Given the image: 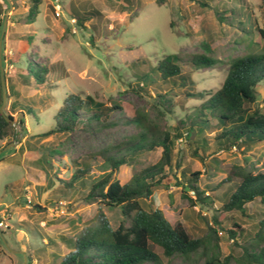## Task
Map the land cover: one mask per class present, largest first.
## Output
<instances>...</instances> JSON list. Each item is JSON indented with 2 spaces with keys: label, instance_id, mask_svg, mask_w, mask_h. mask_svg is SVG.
Returning <instances> with one entry per match:
<instances>
[{
  "label": "rangeland",
  "instance_id": "1",
  "mask_svg": "<svg viewBox=\"0 0 264 264\" xmlns=\"http://www.w3.org/2000/svg\"><path fill=\"white\" fill-rule=\"evenodd\" d=\"M33 1H38L31 12ZM55 0H0V97L2 112L11 114L16 136L0 142V264H54L72 249L63 238L73 239L83 225L101 208L115 229L122 220L119 209L89 205L83 199L92 181L109 171L98 159L91 165L85 186L77 183L63 190L76 166L73 161L90 160L104 150L115 154L114 147L124 148L140 131L133 124L119 123L124 116L146 115L162 132L173 133L179 126L187 131L188 120L197 122L203 100L184 96L180 89L145 85L141 76L149 73L165 55L205 54L223 64L194 70L185 62L182 72L194 81L195 94L218 88L226 76L227 64L235 58L264 51V4L262 0H58L62 11L54 8ZM202 2L208 7L202 6ZM216 8L218 9L216 14ZM228 9L234 10L230 15ZM223 10L226 13H223ZM97 11L81 28L73 13L82 16ZM253 27L246 35L238 22ZM48 69L45 83L37 84L27 72L28 66ZM154 75V74H153ZM69 94L91 96L114 110L109 129L41 136L54 126V115ZM30 108V114H26ZM250 109L264 110V83L258 86V97ZM170 111V112H167ZM25 113L23 116L20 113ZM23 120V125L17 121ZM212 119L204 130L208 151L198 149L199 161L192 153L199 135L177 141L174 160L180 169L199 172L197 185L213 204H191L182 192L181 174H172L153 190L152 200L144 201L146 209H159L172 225L181 224L191 238L209 239V227L218 237L217 258L226 264H244L243 250L258 231V220L264 218V200L246 205V216L221 209L230 184L223 183L234 166L254 174L264 173V143L248 148L225 150L215 141L218 130ZM200 147V146H199ZM122 153H124L122 151ZM161 149L155 148L134 157L129 166H121L116 178L127 183L133 174L158 162ZM89 157V159H88ZM180 183L179 185L177 184ZM220 185L211 192L208 187ZM82 186V185H81ZM35 205L40 206L36 209ZM217 220L218 223H215ZM244 233L231 238L227 231ZM155 251L161 264H204L209 250L200 249L189 258H165ZM30 256L31 260H28Z\"/></svg>",
  "mask_w": 264,
  "mask_h": 264
},
{
  "label": "trees",
  "instance_id": "2",
  "mask_svg": "<svg viewBox=\"0 0 264 264\" xmlns=\"http://www.w3.org/2000/svg\"><path fill=\"white\" fill-rule=\"evenodd\" d=\"M154 1L160 5V0ZM240 1L241 6H244V0ZM262 2L264 4V0ZM37 4L38 1H33L31 12L36 11ZM201 4L208 7L204 2ZM244 8L247 10L246 5ZM217 11L216 8L218 15ZM228 12L234 15V10L228 9ZM223 13L226 11L223 10ZM99 15L97 11L86 12L82 16L73 13L81 28H85L84 23L89 18ZM250 16L246 15L244 23L238 22L241 31L249 36L254 33L251 24L246 25ZM259 32L264 37V33ZM183 61L194 70L223 64L222 61L205 54L184 57L178 54L165 55L139 80L145 85L156 84L159 87L169 86V90L180 89L184 96H196L203 100L197 122L194 119L188 120L186 132H183L184 128L176 126L173 133H168L162 132L146 115L124 116L119 123L133 124L140 131L136 137L125 143L124 148L114 147L115 154L104 150L90 156V160L73 161L76 171L69 183L62 182L63 190L71 189L77 182L80 187H84V180L91 165L100 159L108 164L109 171L92 181L83 200L89 205L119 209L122 220L118 227L113 229L102 209L98 208L94 217L83 225L72 240L63 238L72 249L68 254L56 257L54 264H161V258L155 248H159L165 258H189L200 249L209 250L210 255L204 264H226L217 258L219 241L214 229L209 227L208 236L212 241L207 238H191L181 224L172 226L161 210L146 209L144 201L152 200L154 188L160 186L168 175L176 177L178 172L184 180L182 192L185 194V189L188 188L195 195L194 200L185 195L192 205L214 203L216 199L213 196H205V190H201L197 185L200 173L181 170L180 159L174 160L177 141L182 137L188 138L192 130H196L200 145H196L192 155L203 162L196 151L201 149L203 155L208 151V143L203 133L212 119L216 120L215 129L218 130L215 141L225 150L233 147L248 148L264 143V110L250 109L257 100L258 86L264 83V51L233 59L227 64L226 76L218 88L198 91L195 94L191 93L195 89L192 77L182 72L180 65ZM27 72L37 84H42L45 83L49 71L43 66L30 65ZM1 99L2 97L0 103ZM26 109V114L32 113L30 108ZM114 110L123 111L116 104L107 107L91 96L69 94L54 115L53 128L41 136L68 134L76 129L100 131L112 128L117 123L109 121L108 116ZM20 113L22 116L25 114L22 111ZM6 118L10 121L7 122ZM12 121L10 113H0V142L17 135ZM17 124L23 125V120L17 121ZM155 148L161 149L158 162L133 174L127 183L121 184L116 178L119 168L131 165L134 157L142 156ZM244 166H234L233 171L223 180V183L230 184L231 189L221 206L224 212L236 211L246 216L247 204L256 199L264 200V173L254 174ZM219 187L218 184L208 189L213 192ZM35 208L40 209V206L35 205ZM214 221L218 223L217 220ZM234 226L237 232L231 230L227 233L231 238L242 237L243 229L237 224ZM257 226L258 231L243 250L244 264H264V218L258 220ZM27 258L31 260L30 256Z\"/></svg>",
  "mask_w": 264,
  "mask_h": 264
},
{
  "label": "water",
  "instance_id": "3",
  "mask_svg": "<svg viewBox=\"0 0 264 264\" xmlns=\"http://www.w3.org/2000/svg\"><path fill=\"white\" fill-rule=\"evenodd\" d=\"M2 98H3V104H4V102H5V93H4V89H3ZM3 104L0 106V113H3V112H2ZM5 120H6L7 122L10 121V120L7 119V118H6ZM11 123H12V125H13L14 128H15V127H16V124H15L13 121H12ZM187 190H188V188L185 189V191H187Z\"/></svg>",
  "mask_w": 264,
  "mask_h": 264
},
{
  "label": "built area",
  "instance_id": "4",
  "mask_svg": "<svg viewBox=\"0 0 264 264\" xmlns=\"http://www.w3.org/2000/svg\"><path fill=\"white\" fill-rule=\"evenodd\" d=\"M54 8H55L57 14L62 11L61 6L58 3V0H55V2H54Z\"/></svg>",
  "mask_w": 264,
  "mask_h": 264
}]
</instances>
